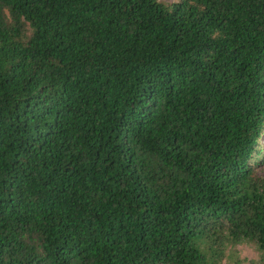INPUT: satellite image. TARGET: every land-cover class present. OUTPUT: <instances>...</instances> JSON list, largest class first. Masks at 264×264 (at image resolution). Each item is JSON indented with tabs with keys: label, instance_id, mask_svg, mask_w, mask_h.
Returning <instances> with one entry per match:
<instances>
[{
	"label": "trees",
	"instance_id": "obj_1",
	"mask_svg": "<svg viewBox=\"0 0 264 264\" xmlns=\"http://www.w3.org/2000/svg\"><path fill=\"white\" fill-rule=\"evenodd\" d=\"M264 0H0V264H264Z\"/></svg>",
	"mask_w": 264,
	"mask_h": 264
},
{
	"label": "rangeland",
	"instance_id": "obj_2",
	"mask_svg": "<svg viewBox=\"0 0 264 264\" xmlns=\"http://www.w3.org/2000/svg\"><path fill=\"white\" fill-rule=\"evenodd\" d=\"M164 5H171L177 0H158ZM261 157L254 165L255 172L264 177V135L260 140ZM260 253L254 243L245 242L238 245H230L226 248L224 258L220 264H259Z\"/></svg>",
	"mask_w": 264,
	"mask_h": 264
}]
</instances>
